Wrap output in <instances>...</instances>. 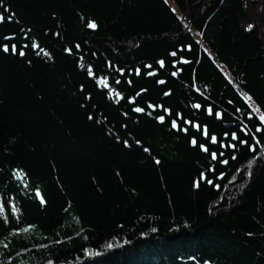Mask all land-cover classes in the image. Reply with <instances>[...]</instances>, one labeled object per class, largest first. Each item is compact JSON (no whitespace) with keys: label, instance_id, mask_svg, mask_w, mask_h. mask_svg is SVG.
I'll use <instances>...</instances> for the list:
<instances>
[{"label":"trees","instance_id":"trees-1","mask_svg":"<svg viewBox=\"0 0 264 264\" xmlns=\"http://www.w3.org/2000/svg\"><path fill=\"white\" fill-rule=\"evenodd\" d=\"M4 6L15 17L0 23V43L29 47L25 57L0 51L2 264H264V133L256 132L262 125L252 113L255 106L264 110V0ZM93 19L95 30L86 26ZM33 40L52 59L36 55ZM81 57L124 99H110L109 89L80 67ZM149 103L171 109V117ZM136 106L145 113L133 112ZM157 115L166 116L164 124ZM171 119L188 132L172 129ZM186 120L206 124L217 143ZM233 132L249 145L259 140L255 152ZM193 137L209 152L193 147ZM230 144L237 146L222 147ZM201 172L213 183L201 180L196 188Z\"/></svg>","mask_w":264,"mask_h":264},{"label":"snow or ice","instance_id":"snow-or-ice-1","mask_svg":"<svg viewBox=\"0 0 264 264\" xmlns=\"http://www.w3.org/2000/svg\"><path fill=\"white\" fill-rule=\"evenodd\" d=\"M221 2H223V0H221ZM0 9L3 10L2 12H0V23H4L6 19L7 20H13L14 19L15 14L13 12H11L10 8H7V7L4 6V0H0ZM173 11H175V9H173ZM3 13H7V16H5ZM86 26L88 28H90V29H93V30H95V29L98 28V24H97V22L94 19L93 20H90L89 22H87V25ZM252 27H253V25H249V30H251ZM29 32H31V29H28L23 34L25 36H27V34ZM55 35L59 36L60 33L57 32ZM3 39L4 40L11 41V40L15 39V36L14 35L13 36H5ZM28 47H29L28 44H23V45L18 46L16 43H12L11 45L9 43H0V51H2L3 53H11L13 55H17L18 54L21 57H25L27 55L25 49H27ZM80 47H81L80 44H76L75 45V48L76 49H80ZM188 47L190 48L191 46H188ZM31 48L33 50H36V52H35L36 55L39 56V55L42 54L43 56L47 57L48 59H52L51 53L48 52V51H46L43 47H41V45L37 41H35V40L32 41ZM64 51L67 52L68 54H72V48H70V47L65 48ZM171 55L172 56H177V53L176 52H172ZM80 61H81L80 67H82V68H85L86 67V71H87L88 76H91L94 79H96L98 85L103 86L104 88H108L109 89V98L110 99H112V98L116 99V102L117 103H119L120 100L124 99V96L120 92H118L115 89L111 88V86L109 85V78L107 76H103V75L98 76L97 73L93 71V68H92L91 65L85 66L83 64V62H82L83 61V57L80 58ZM28 62L31 63L30 60ZM180 62L181 61L178 60L175 63H180ZM182 62L184 64L191 63V61H189V60H183ZM157 63L160 65L161 68H163L165 66V61L164 60H159V61H157ZM108 66H109V68L113 67V65L111 64V62H109V65ZM145 68L151 69L152 68V65H150V64L149 65H145ZM117 71L120 74H123L125 70L123 68H118ZM178 71L171 73V75L177 76L178 75ZM134 72H135V74L137 76H139L141 74V69L140 68H136V69H134ZM155 74H156L155 71H149L147 73V75H149V76H152V75H155ZM127 82H128V84H131L132 83V81L130 79ZM157 82L159 84H164L165 83L164 80H158ZM115 83L116 84H119L120 81L119 80H116ZM81 90H83V85H81ZM144 91H147V90L146 89H141V92H144ZM139 95H140V92H137L136 93V96H139ZM164 95L165 96H168V95H170V92H165ZM136 96L131 97L129 99V103L135 104L136 103ZM87 99H91V96L89 95L87 97ZM244 99H245V101H251L252 100V96H250V95H244ZM192 107L195 108V109H200L202 106H201V104L196 103V104H193ZM147 108L153 109V110H155L157 108H163V111L167 114V116L171 117V115H172V110L169 109V108H164L163 105H157V104H151V103H149L147 105ZM132 111L135 112V113H145L146 110L143 107L136 106V107H134L132 109ZM237 111H240V110L237 109ZM207 113L210 116L213 115V109H212V107H208L207 108ZM252 113L258 115V120H259L260 124L262 125L261 127H256V132H258V133H264V110H262L259 106H255V107L252 108ZM147 114L149 116L152 115L151 112H148ZM124 115H127V113H124ZM176 115H177V117H178L179 120H183V115L181 113H177ZM221 115H222L221 113H215V116L217 118H220ZM88 119L89 120H92L93 117L91 115H89ZM155 119L159 123L164 124L165 123V120H166V116L165 115H157L155 117ZM178 119H171V121H170L171 128L172 129H176L178 131H183V132L187 133L188 132V128L187 127L181 128L180 123H178ZM183 122L185 124H192L193 127H195L197 129V131H202L203 136L206 137V138H208L211 141L212 144H216L217 143V137L215 135H210L209 134L208 126L206 124L203 126V128H201V125L199 123H193V121H191V120H186V121H183ZM125 127H127V125H125ZM225 135H228V133H225ZM231 136H232V139L238 140L240 144L249 145V140H242V139H240L236 135L235 132H233L231 134ZM253 139L255 140V143L249 145V150L255 152L256 145H258L260 143V141L259 140H256L255 137H253ZM124 143L126 145L128 144L127 141H124ZM140 143H141V141H139V140L136 141V144H140ZM190 143H191V145L193 147H197L198 146L202 151L209 152V148L204 143L198 144L197 139L195 137H193L191 139ZM236 146H237L236 144L222 145V147H232V148H236ZM144 151L145 152H148L149 149L148 148H145ZM210 155H211V157H212L213 160L217 159L216 152L213 151V152L210 153ZM221 155H223V153H221ZM232 159H235V156H233ZM155 162L157 164H159L160 163V160H156ZM221 163L227 164L228 163V160H222ZM16 175H18V176L20 175V171L19 170H17ZM251 176H252V172L249 171L248 172V177L250 178ZM201 180H206L207 183H209V184H212L213 183L212 180L208 179L207 175L204 172H201L200 173V177L194 181V187L199 188L201 186ZM36 195L39 198L40 203L42 205L47 203V201L45 200V197L41 193L40 189H37L36 190ZM4 207H5V205H4L3 201H2V198H0V212H3L4 211ZM11 209H12V212L13 213H16V212L19 211V209L16 207V205L14 203L11 205ZM5 219H7V217H5ZM28 230L29 229H21V231H24V232H27ZM153 231H156V229H153ZM247 235L248 236H253L254 233L248 232ZM4 247L7 248L8 245L5 244ZM108 247H112V245H108ZM192 259L195 260L196 258L195 257H192ZM0 264H2V262H0ZM48 264H53V262L51 260H49L48 261ZM203 264H211V261L210 260H205L203 262Z\"/></svg>","mask_w":264,"mask_h":264}]
</instances>
